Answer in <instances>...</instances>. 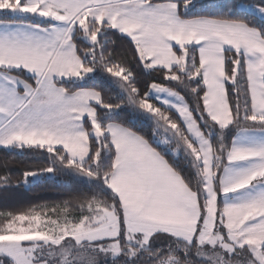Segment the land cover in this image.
<instances>
[{
    "label": "snow or ice",
    "instance_id": "1",
    "mask_svg": "<svg viewBox=\"0 0 264 264\" xmlns=\"http://www.w3.org/2000/svg\"><path fill=\"white\" fill-rule=\"evenodd\" d=\"M0 147V264H264V0H0Z\"/></svg>",
    "mask_w": 264,
    "mask_h": 264
},
{
    "label": "trees",
    "instance_id": "2",
    "mask_svg": "<svg viewBox=\"0 0 264 264\" xmlns=\"http://www.w3.org/2000/svg\"><path fill=\"white\" fill-rule=\"evenodd\" d=\"M223 0H203L208 8ZM196 11H200L198 8ZM203 14V13H202ZM144 80H149L147 76ZM150 82V81H149ZM140 127L141 132L150 135L152 127L145 123ZM46 166L44 157L37 152L29 150L0 149V177L7 176L9 184H0V210L27 208L37 204H54L65 198L70 189L78 185L68 176L59 174H44L38 178L29 177L28 183H24L25 171H36ZM17 182L19 185L17 186Z\"/></svg>",
    "mask_w": 264,
    "mask_h": 264
},
{
    "label": "rangeland",
    "instance_id": "3",
    "mask_svg": "<svg viewBox=\"0 0 264 264\" xmlns=\"http://www.w3.org/2000/svg\"><path fill=\"white\" fill-rule=\"evenodd\" d=\"M0 149H4V148L0 147Z\"/></svg>",
    "mask_w": 264,
    "mask_h": 264
}]
</instances>
